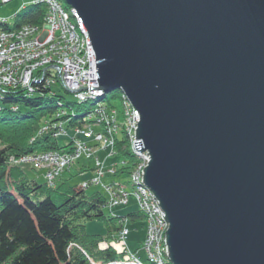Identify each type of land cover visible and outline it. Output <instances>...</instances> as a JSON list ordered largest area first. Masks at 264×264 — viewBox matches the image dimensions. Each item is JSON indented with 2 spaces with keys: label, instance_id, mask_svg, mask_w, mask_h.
<instances>
[{
  "label": "water",
  "instance_id": "95a60500",
  "mask_svg": "<svg viewBox=\"0 0 264 264\" xmlns=\"http://www.w3.org/2000/svg\"><path fill=\"white\" fill-rule=\"evenodd\" d=\"M62 1L91 38L92 90L140 113L169 263L264 264V0Z\"/></svg>",
  "mask_w": 264,
  "mask_h": 264
},
{
  "label": "trees",
  "instance_id": "16d2710c",
  "mask_svg": "<svg viewBox=\"0 0 264 264\" xmlns=\"http://www.w3.org/2000/svg\"><path fill=\"white\" fill-rule=\"evenodd\" d=\"M46 15L47 7L31 0L28 8L16 15L14 25L0 22V30L13 32L26 26L42 27ZM51 87L38 85L32 96L22 89L0 88V264H28L45 246V250L52 248L53 258L36 259L38 264H132L125 251L103 245L117 240V236L119 239L125 220L145 223L146 217L139 209L126 217L107 216V197L101 192L87 195L86 189L71 187L67 179L55 187L46 182L39 184L27 177L25 166L9 168L12 157L72 149L76 133L62 147L59 137H55L60 125L65 131L66 127L76 132L96 123L92 119L87 121L86 115H92L99 106L110 111L122 107V91L102 94L85 103H73L58 97ZM118 102L120 108L115 106ZM115 149L120 161L113 163L115 174L108 178L131 175L136 160L124 135L117 138ZM89 221L104 222L108 234H88L86 223ZM148 264L154 263L148 261Z\"/></svg>",
  "mask_w": 264,
  "mask_h": 264
},
{
  "label": "built area",
  "instance_id": "2783aa9c",
  "mask_svg": "<svg viewBox=\"0 0 264 264\" xmlns=\"http://www.w3.org/2000/svg\"><path fill=\"white\" fill-rule=\"evenodd\" d=\"M1 1L8 3L13 0ZM32 3L47 7L42 27L26 26L13 32L0 30V88L22 89L28 96H32L37 91L36 86L51 87L54 83L52 79L56 77L77 103L100 97L103 92L92 90L99 88L96 53L77 12L60 0H32ZM94 116L96 124L104 127L103 131L95 132L91 126L78 129L72 149L12 157L9 168L28 165L36 170H43L46 183L55 187L59 178L76 164L96 159L94 178L80 188L85 190L90 185L101 187L107 196L105 206L110 210L128 206L130 198L134 197L138 209L146 217L142 249L146 252L148 261L165 264L169 262L166 244L169 224L160 203L143 182V170L149 166L151 156L147 151L141 154L136 149L135 132L140 122V113L123 94L121 110L110 111L99 106L89 115L90 119ZM59 128L55 137L67 135L62 125ZM121 134L127 138L136 164L127 182L106 183L105 179L115 174L116 165L108 167L106 160L99 159L98 152L110 150V156L115 157L116 140ZM129 233L125 220L118 242L123 243L129 263L143 264L141 258L127 246Z\"/></svg>",
  "mask_w": 264,
  "mask_h": 264
},
{
  "label": "rangeland",
  "instance_id": "374dc122",
  "mask_svg": "<svg viewBox=\"0 0 264 264\" xmlns=\"http://www.w3.org/2000/svg\"><path fill=\"white\" fill-rule=\"evenodd\" d=\"M63 4L64 2L62 0H60ZM31 4V0H13L11 2L8 3H2V1L0 0V22L4 23V24H9V25H14L16 19V15H18L19 13H22V11H25L28 6ZM54 81V83L52 84L51 87V91L53 93H56V95L58 97H61L64 99V101L66 102H73L74 103V96L70 95L65 88L61 85V83L58 81V79L56 77H54L52 79ZM2 94L0 92V100H1ZM89 101V100H87ZM85 101V102H87ZM83 102V103H85ZM120 102H118L115 106L117 108H120ZM1 107V104H0ZM84 113H82L81 115H84ZM86 120L90 121V118L88 115H86ZM93 122H96V117L94 116L92 118ZM91 128L95 131V132H100L101 130H103L104 128L102 126H100L99 124L96 123H92ZM66 131H67V135H62L59 137V144L60 146H66L68 145L72 138L74 137L75 134V130L73 129H67L65 127ZM120 137L122 138V134L120 135ZM111 151L110 150H101L98 152V157L101 161H105L106 160V164L107 166H112L113 163L117 162V160L120 161V158L115 156V157H111L110 156ZM79 164V163H78ZM78 164H76L72 171L70 173H66L65 177L67 180H69V185L71 187H82L86 184H88L90 182L91 179L94 178L95 176V171H93V169L95 168L96 165V159L94 160H85V161H81L80 162V166H78ZM85 166L88 168V170H86V172H83L82 174H79L78 169L81 168V166ZM82 166V167H83ZM24 170L27 174V177L31 180V181H36L39 184H43L46 182V179L44 177L45 172L43 170H36L34 169L32 166H28L26 165L24 167ZM129 176L128 175H121L119 177H113V178H106L105 182L106 183H118V182H127L128 181ZM58 184V183H57ZM96 192H101L103 193L105 196V192L104 190H102L101 187L98 186H94V185H90L87 189H86V193L87 195H92ZM107 197V196H106ZM138 210V206H137V202L136 199L134 197L130 198V203L128 206L126 207H118L115 208L113 210H110L109 208H105V213L107 216H112V217H126L127 215H129L130 213L136 212ZM144 222L138 221V222H131L130 220L127 221V226L129 231L131 232L132 236H135L137 234H141L143 231L146 234L145 231V227H144ZM86 231L88 234L90 235H101V236H106L108 234V228L106 226V224L104 222H99V221H89L86 223ZM132 236L130 237V245L134 244L136 242H138L137 239H133ZM116 239L110 240V242L108 244H104L103 247H107L109 245H113L117 250L123 252L125 251V247L123 246V243L118 242V236L116 237ZM128 243L127 246L129 248V250L136 254L139 258H141V262L148 264V257L146 252L142 249V245L139 246L140 250L139 252L136 251L133 247H131ZM48 247L50 248V244H48ZM46 246L43 247L42 249H44L43 251H41L42 253H36L34 256H32L30 258V261H28V264H38L40 258H44L45 260H48L52 257V254L50 252H52V248H50L51 250L46 249ZM41 249V250H42ZM53 258V257H52ZM51 258V259H52ZM36 259H39L38 261ZM54 263V262H52Z\"/></svg>",
  "mask_w": 264,
  "mask_h": 264
},
{
  "label": "crops",
  "instance_id": "0c3cea01",
  "mask_svg": "<svg viewBox=\"0 0 264 264\" xmlns=\"http://www.w3.org/2000/svg\"><path fill=\"white\" fill-rule=\"evenodd\" d=\"M29 4H30V2H29ZM83 162V161H82ZM78 166H80V163L78 164ZM83 166V165H82ZM81 166V168H79L78 169V172L80 171V170H82V169H84V170H87L88 168L87 167H85V166H83L82 167ZM73 169V168H72ZM72 169L70 170V172L72 171ZM67 173H69V172H67ZM80 173V172H79ZM66 175H64L63 176V178L59 181V182H61L62 180H64V179H66V177H65ZM58 182V183H59ZM132 236V234H131V232L129 233V236H128V238H127V243L130 245V237ZM132 238L133 239H137L138 240V242H136V243H134V244H131L130 246L131 247H133L136 251H138L139 252V250H140V248H139V246L140 245H142V243L144 242V240H145V232L143 231L141 234L139 233V234H137L136 235V237L135 236H132ZM140 244V245H139Z\"/></svg>",
  "mask_w": 264,
  "mask_h": 264
}]
</instances>
